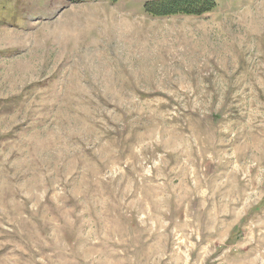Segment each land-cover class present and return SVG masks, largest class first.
Here are the masks:
<instances>
[{
    "label": "rangeland",
    "instance_id": "1",
    "mask_svg": "<svg viewBox=\"0 0 264 264\" xmlns=\"http://www.w3.org/2000/svg\"><path fill=\"white\" fill-rule=\"evenodd\" d=\"M0 0V264H264V0Z\"/></svg>",
    "mask_w": 264,
    "mask_h": 264
},
{
    "label": "trees",
    "instance_id": "2",
    "mask_svg": "<svg viewBox=\"0 0 264 264\" xmlns=\"http://www.w3.org/2000/svg\"><path fill=\"white\" fill-rule=\"evenodd\" d=\"M216 6L215 0H149L144 4V10L150 15L193 14L202 16L213 11Z\"/></svg>",
    "mask_w": 264,
    "mask_h": 264
}]
</instances>
